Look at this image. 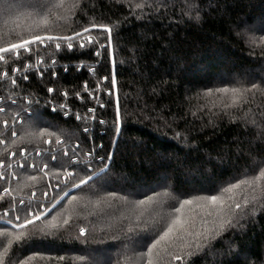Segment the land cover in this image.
I'll list each match as a JSON object with an SVG mask.
<instances>
[{
  "label": "trees",
  "instance_id": "trees-1",
  "mask_svg": "<svg viewBox=\"0 0 264 264\" xmlns=\"http://www.w3.org/2000/svg\"><path fill=\"white\" fill-rule=\"evenodd\" d=\"M6 2L13 7L0 8V47L85 27L93 43L83 49L74 40L71 51L63 43L60 50L51 42L36 44L18 58L7 54L0 61V74L17 78L13 85L0 75L5 107L0 172L10 164L11 151L26 148L29 161L36 162V168L26 163L18 169L15 181L0 175L3 264H92L94 253L104 264H147L148 247L168 227L159 210L184 222L152 250L159 264H264V0H0V5ZM92 24L112 29L110 48L107 32ZM37 56L46 62L42 77L34 66L28 80L12 71ZM48 139L53 143L47 147ZM76 143L80 167L68 170L84 175L86 153L92 151V169L104 171L80 189L69 185L67 196L54 192L50 201L44 193L60 181L62 170L49 151L60 158L66 148L72 155ZM38 149L42 156H36ZM44 163L48 168L38 170ZM209 196L220 200L213 204ZM186 199L193 203L177 212ZM21 200L32 209L37 202L53 204L39 220L16 227L20 213L14 209L22 207ZM221 221L230 224L221 229ZM139 236L142 243L132 245Z\"/></svg>",
  "mask_w": 264,
  "mask_h": 264
},
{
  "label": "snow or ice",
  "instance_id": "snow-or-ice-1",
  "mask_svg": "<svg viewBox=\"0 0 264 264\" xmlns=\"http://www.w3.org/2000/svg\"><path fill=\"white\" fill-rule=\"evenodd\" d=\"M11 7H13V5L11 3H8V2H6L3 5H0V8H3L4 10H7V9H9ZM39 7L45 8V7H47V4L41 3V4H39ZM137 7H140V5H137ZM90 27L91 28H101L105 32H107L108 41H109L107 46L110 48L111 31H112V29L107 27L106 25H96V24H92ZM89 32H90V28L85 27V28L82 29V31L73 32L71 35H46L45 36V35L34 34L28 39H21L18 42L9 43L6 47H0V61L6 62L5 61V54H14L18 58L19 55H20V50H23L25 52H29L30 51V45L39 44V45L43 46V45H45L46 41L47 42H51L52 44H54L56 50H60L61 49V44L63 43L66 46L67 50L71 51L73 49V41L74 40L76 41L78 47L83 48V47H85V43H87V44H92L93 43L92 36L91 35H85V34H88ZM105 46L106 45H104V44H99L100 48H104ZM95 55L99 56L100 52L97 51L95 53ZM42 63H43V58L40 57V56H37L36 59H35V64L36 65H40ZM52 63H55V61L53 60ZM113 63H114V61H113ZM29 67H30V65L28 63H25L23 65L24 69H28ZM12 71L13 72H17V71H21V69L13 68ZM65 71H67V68H65ZM89 71H94V70L93 69H89ZM0 75H2L3 77H8V73L7 72H3ZM41 75H42V73H41ZM53 75H55V73H53ZM20 78L23 79V80H27L28 76L26 74H24ZM8 79L11 81V83L13 85L16 84V79H14L12 77H8ZM102 79L107 80L108 77H103ZM111 82H112V85L115 86L116 81H115L114 76H113ZM255 87H256V85L253 84L252 88H255ZM84 88H85V90H87V83L86 82H85ZM52 91H53L52 88L48 89V92H52ZM209 91H211V89H209ZM218 91L227 92L228 89H219ZM233 91H235V90H233ZM64 95L67 96L68 93L65 92ZM76 95L79 96L80 94L76 93ZM90 98H94V97H92L91 94H90ZM11 102L13 104L16 103L14 100L11 101ZM100 106L103 107V105H100ZM93 111H94L93 109H88L89 113H91ZM0 112H4V108L0 107ZM92 118L95 119L94 116ZM76 119L80 120V119H82V117L79 114H77L76 115ZM119 121H120V110H119V103H118V100H117V106H116V124L117 125L119 124ZM100 123L102 124V123H104V121H100ZM3 124L5 125V127H8V121L7 120L3 121ZM83 131L85 133H87L89 130H88V128L85 127L83 129ZM116 131L119 132V127H117ZM11 135L13 137L16 136V132L13 130L11 132ZM28 135H32V134L29 133ZM0 143H3V141H0ZM45 143L51 144V143H53V141L48 140V141H45ZM55 143L60 144V143H62V141L56 140ZM78 147H79L78 145L74 146V150L72 152V155L68 154V150L66 148L63 149L62 150L63 151V156L60 157V158H58L57 155L54 154V152L49 151V155H50L51 161L56 163L58 168L62 170V176L67 178V181L63 184V187H61V185L59 183L56 185V187L59 188V190L61 192H64L65 196H67L69 194L67 191H65V189L69 188V185H70V187L72 189H80L82 185H87L90 181H93L94 179H98V171H104V169H98V170L92 169V167H91L92 159H93V152L92 151H89L86 154V157H87L86 165H85L84 169H81L82 171L85 172L84 175L81 176L79 172H76V174L74 175V173L72 171H69L68 170L69 166H71L73 168H79L80 167V158H79L77 152L75 151V148H78ZM13 155H15V154L13 153ZM20 155L24 159H27V157H25L23 149L20 150ZM40 155H41V153L39 151H37L36 152V156L39 157ZM64 158H66V159H64ZM107 158L110 159L111 156L109 155ZM95 159H98L101 162H103L105 157H95ZM2 163L3 162L0 161V165H2ZM19 166L23 167L24 165H23V163H20ZM29 167H35V165L30 164ZM105 167H107V166H105ZM47 168H48V164L44 163L43 167L41 169H38V170L42 171L43 169H47ZM88 172H91V175L87 174ZM45 175H47V173H45ZM260 175L264 176V171H261ZM57 178L59 179V177H57ZM237 186L238 185H231L230 187H237ZM4 191L7 192L8 189H4ZM44 195H47V193H45ZM112 195H115V193H112ZM207 199L209 201H211L213 204L217 203V201L220 200V198L218 196H209V197H207ZM19 203H20V205L22 207L14 209V211L20 213V214L15 216V219L17 221H20L22 219V217H23V224L17 223L15 225L16 227H23L24 225L31 224V223H33V221L39 220L41 216L46 214L45 210L43 209L42 205L39 202H37V206H36L35 209H32L30 204H25V202L23 200H21ZM192 203H193L192 200H187L186 199L180 204V207L177 208L176 211L177 212H182L184 207H185V205H190ZM245 203H247V202H245ZM240 207H241V205L239 203H237L235 205V208H237V209H239ZM6 223H12V220L11 219H7ZM64 223L68 224L69 220L65 219ZM226 224H230V221H221V223L219 224V227L221 229H223ZM183 226H184V222L178 217L177 219L172 221V223L167 227V229L161 235H159L158 238L153 240L151 246L148 247L149 255H148L147 264H159V261H154L152 259V255H151L152 250L154 248H156L158 245H160L161 241H164V240L168 239L170 237V235L174 231H176L178 228L182 229ZM85 232H86L85 228L81 227L79 229V233H80L81 236H84ZM5 234H6L5 230H0V235H5ZM239 255L240 254L237 253V256H239ZM59 259H63V257H60ZM173 259L180 260L181 257L180 256H174ZM0 264H3L2 258H0Z\"/></svg>",
  "mask_w": 264,
  "mask_h": 264
},
{
  "label": "built area",
  "instance_id": "built-area-1",
  "mask_svg": "<svg viewBox=\"0 0 264 264\" xmlns=\"http://www.w3.org/2000/svg\"><path fill=\"white\" fill-rule=\"evenodd\" d=\"M92 38H93V37H92ZM47 43H48V42L46 41L45 45H43V46H46ZM104 45H105V44H104ZM31 49H32V45H30V51H31ZM21 51H23V50H20V52H21ZM30 51H29V52H30ZM97 51H98V50H97ZM6 57H7V54H5V60H6ZM40 57L43 58V63H42V64H40V65H36V64H35V61L32 62V61L29 60V61H27L26 63H28V64L30 65V67H29L28 69H24V68L22 69L19 65H17V66H15V68H19V69H21V71H17L16 73H19V75H20V74H21V75L26 74V75L28 76V79H29V75H30V72H31L30 69H32V67L34 66L35 68L38 69L39 76L42 77L43 74H44V71H43V70H44V68L46 67V62H45V58H44L43 56H40ZM55 59H56V58H53L52 61H53V60L55 61ZM82 65H83V64H80L79 67H81ZM91 69L95 70V67L93 66ZM4 72H7V71H4ZM41 73H42V75H41ZM54 76H56V73H55ZM14 79H16V81H17V78H16V77H14ZM28 79H27V80H28ZM84 85H85V84H84ZM107 93H111L110 90H108ZM91 96L94 97V98H97V100L100 101L101 105L104 106L105 103L99 98V96H98L97 93H95V92H91ZM1 101H2V98H0V102H1ZM0 107L4 108V112H5V107L2 106V105H0ZM90 109H92V108H90ZM0 113H2V112H0ZM19 121H21V120H19ZM48 140H50V139H48ZM48 140H47V141H48ZM60 141H63V140H60ZM3 143H4V141H3ZM46 145H47V147H48V146L51 145V144L46 143ZM76 145L79 146V143H76ZM23 150H24L25 157H27V159H24L23 157H21V155H20V151H18V152H17V151H11V153H10V162H8V163H10V164L8 165V167L6 168L5 171L0 172V175H1L2 179H6V180H8V181H15V180H17V179H18V172H17V170H18V169H21V168H24L26 163H29V165H30V164L35 165V167H30V168H36V162H35V161H32V160L29 161V159H28V156H31V155H32V152H28V150H26V148H23ZM37 151H39V152L41 153L40 156H42L43 151H42L41 149H38ZM37 151H36V152H37ZM13 153H14L15 155H13ZM86 154H87V153H86ZM2 162H3L2 165L4 166V165H5V164H4L5 162H4V161H2ZM15 163H18V164H15ZM20 163H23L24 166H23V167H20V166H19ZM70 171H72V172L74 173L73 170H70ZM66 181H67V178H65V177L62 176V178L60 179L59 182H56L53 186H51V189H48V190L45 191V193H47V195H44L45 198H47V199H51V198L53 197V193H54V192H56V191H60L59 188L56 187V185L59 183V184L61 185V187H63V184H64ZM45 193H44V194H45ZM36 195H37V192L34 191V192L32 193V197H36ZM45 205H46V203H43V204H42V207H43L44 210H47L48 207H46ZM6 215L8 216V212L6 213Z\"/></svg>",
  "mask_w": 264,
  "mask_h": 264
},
{
  "label": "rangeland",
  "instance_id": "rangeland-1",
  "mask_svg": "<svg viewBox=\"0 0 264 264\" xmlns=\"http://www.w3.org/2000/svg\"><path fill=\"white\" fill-rule=\"evenodd\" d=\"M61 196L62 195H60L58 198H56V199H60L61 198ZM52 199V198H51ZM51 199H50V201H51ZM51 204V205H50ZM52 204L53 203H49V204H46L45 206L46 207H48L47 208V210H45V213H47L51 208H52ZM36 207H34L33 209H35ZM159 214L160 215H164V216H166V220H167V218L169 219L168 221H167V224H168V226L171 224V222L173 221V220H175L176 218H175V216L176 215H173L169 210H159ZM44 216V215H43ZM43 216H41V217H43ZM169 216V217H168ZM171 216V217H170ZM40 217V218H41ZM16 224L17 223H20V224H23V222H21V221H17L16 219H15V221H14ZM143 238H144V236L143 237H138V238H134L133 239V241L131 242V244L132 245H134V244H140V243H142V240H143ZM94 257H97V261L96 262H94V263H92V264H104V260H103V258H99L98 257V255H97V253H94V255H93Z\"/></svg>",
  "mask_w": 264,
  "mask_h": 264
},
{
  "label": "bare ground",
  "instance_id": "bare-ground-1",
  "mask_svg": "<svg viewBox=\"0 0 264 264\" xmlns=\"http://www.w3.org/2000/svg\"><path fill=\"white\" fill-rule=\"evenodd\" d=\"M96 45V44H95ZM105 48V47H104ZM83 49H85V48H83ZM95 49V48H94ZM103 49V48H102ZM106 50V49H105ZM103 53V52H102ZM44 56V55H43ZM8 57H9V55H8ZM34 57V56H33ZM10 60V59H9ZM2 71V70H1Z\"/></svg>",
  "mask_w": 264,
  "mask_h": 264
}]
</instances>
